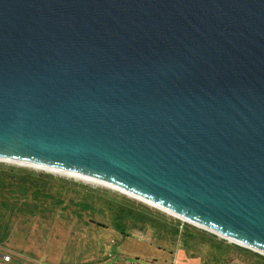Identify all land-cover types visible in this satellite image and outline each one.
I'll use <instances>...</instances> for the list:
<instances>
[{
	"label": "water",
	"instance_id": "obj_1",
	"mask_svg": "<svg viewBox=\"0 0 264 264\" xmlns=\"http://www.w3.org/2000/svg\"><path fill=\"white\" fill-rule=\"evenodd\" d=\"M0 162L264 257V0H0Z\"/></svg>",
	"mask_w": 264,
	"mask_h": 264
},
{
	"label": "rangeland",
	"instance_id": "obj_2",
	"mask_svg": "<svg viewBox=\"0 0 264 264\" xmlns=\"http://www.w3.org/2000/svg\"><path fill=\"white\" fill-rule=\"evenodd\" d=\"M0 171L18 172L23 176L31 173L26 175L30 180L49 176V189L52 191L50 195L55 192L62 195L69 192L71 199L72 194L74 197H80L85 192H91L108 203H98L94 211V206L93 209L83 205L77 206L75 199L58 202L51 198V202H44L32 198L30 194L28 197L17 195L20 196L17 198L8 194L10 202L16 199L32 205L26 208L25 212H28L27 220L33 221V224H28V230H24V233L28 232L34 238L28 237V240L20 237L21 224L19 226L18 222L17 226V221L14 220L9 244L2 245L5 251L21 250L26 255L50 264H210V255L224 256L226 264H264V257L254 251H240L235 246H241L235 243L99 184L5 162H0ZM113 205L146 215L151 225L154 222L159 224L161 234H157L154 228L148 226L142 232H126L129 237L120 236L114 231L111 222L112 211L107 209ZM53 221L55 223L51 225ZM98 223L107 228H99ZM176 228L187 229L197 237L198 240L191 243L195 250L194 253L191 251L193 259H187L179 249V238L177 239L174 233ZM42 235H46L47 239H42ZM10 256L13 254L10 253Z\"/></svg>",
	"mask_w": 264,
	"mask_h": 264
},
{
	"label": "trees",
	"instance_id": "obj_3",
	"mask_svg": "<svg viewBox=\"0 0 264 264\" xmlns=\"http://www.w3.org/2000/svg\"><path fill=\"white\" fill-rule=\"evenodd\" d=\"M6 171V170H5ZM1 172L0 171V244L4 245L7 244L9 239H11V230L14 227V220L17 221V226L19 222V226L21 224V227L19 229L22 231V235L20 237L24 239H28V237L34 238L32 234H28V232L24 233V230H28V224H33V221L27 220V214L25 210L26 208H29V205L27 203H22L19 201H16V199H13V202H10L7 195L14 197H28L30 196L32 198H37L39 200H42L44 202H51V198L58 202H65L69 199V195L71 193L67 194H57L56 192L53 195H50L52 191H50L49 187L51 186L50 177L44 176L47 179H44L43 176L38 177L36 180L29 179V174L21 175L18 172L13 171H7V172ZM42 179V180H40ZM44 180V181H43ZM87 193V194H86ZM20 195V196H17ZM73 197V198H72ZM71 199H75L74 202H76L77 206H86L91 207L94 211H96V207L98 203H107L100 200V198H97L95 195H92L91 192H85L84 194L78 196H71ZM69 199V200H71ZM73 202V203H74ZM108 205V203H107ZM26 206V207H25ZM112 211L111 215V222L114 227V231L117 232L122 237H129L127 234L128 231H138L142 232L146 229V227L151 226L154 228L157 232V234H161V229L159 228V224L156 222L152 223L149 220V218L140 213L130 212L125 208L117 207L113 205L111 208H107ZM32 210V209H31ZM55 222H51L50 224H54ZM50 225V226H51ZM97 226L101 229H106L107 227L102 224H97ZM127 232V233H126ZM175 237L179 238V249L185 254L186 258L193 259V255L191 254V251L193 250V253L195 250L191 243L196 242L198 239L196 236H194L191 232H188L187 229H177L174 231ZM47 239L46 235H42V239ZM26 240V241H28ZM177 242V241H176ZM9 244V243H8ZM237 249L243 252H248L249 250L235 246ZM21 251V250H19ZM221 253V250H220ZM210 259V264H220L225 263L224 256H216V255H210L208 258Z\"/></svg>",
	"mask_w": 264,
	"mask_h": 264
},
{
	"label": "crops",
	"instance_id": "obj_4",
	"mask_svg": "<svg viewBox=\"0 0 264 264\" xmlns=\"http://www.w3.org/2000/svg\"><path fill=\"white\" fill-rule=\"evenodd\" d=\"M0 264H50L46 263L44 261H39L29 255H26L25 252L17 251V252H9L5 251L2 245L0 244ZM10 253L13 254V256H10ZM4 256H9V261L4 260Z\"/></svg>",
	"mask_w": 264,
	"mask_h": 264
},
{
	"label": "bare ground",
	"instance_id": "obj_5",
	"mask_svg": "<svg viewBox=\"0 0 264 264\" xmlns=\"http://www.w3.org/2000/svg\"><path fill=\"white\" fill-rule=\"evenodd\" d=\"M16 165H19V164H16ZM20 166H25V165H20ZM26 167H30V166H26ZM32 168H35V167H32ZM36 169H39V168H36ZM40 170H43V169H40ZM44 171H48V170H44ZM50 172H53V171H50ZM54 173H58V172H54ZM59 174H62V175H65V176H70V175H67V174H63V173H59ZM70 177H74V176H70ZM74 178H77V177H74ZM77 179H80V180H83V181H87V180H84V179H81V178H77ZM88 182H90V181H88ZM93 184V183H92ZM219 237H221V236H219ZM221 238H223V237H221ZM223 239H225V238H223ZM227 240V239H226ZM229 241V240H228ZM231 242V241H230ZM233 243V242H232Z\"/></svg>",
	"mask_w": 264,
	"mask_h": 264
},
{
	"label": "built area",
	"instance_id": "obj_6",
	"mask_svg": "<svg viewBox=\"0 0 264 264\" xmlns=\"http://www.w3.org/2000/svg\"><path fill=\"white\" fill-rule=\"evenodd\" d=\"M5 261H9V256H4Z\"/></svg>",
	"mask_w": 264,
	"mask_h": 264
}]
</instances>
